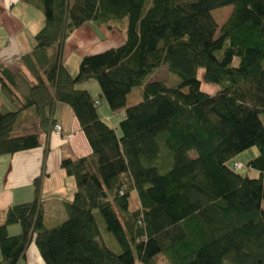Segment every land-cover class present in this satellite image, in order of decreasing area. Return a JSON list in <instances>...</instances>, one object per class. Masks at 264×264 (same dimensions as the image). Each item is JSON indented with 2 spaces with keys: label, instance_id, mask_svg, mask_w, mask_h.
<instances>
[{
  "label": "trees",
  "instance_id": "obj_1",
  "mask_svg": "<svg viewBox=\"0 0 264 264\" xmlns=\"http://www.w3.org/2000/svg\"><path fill=\"white\" fill-rule=\"evenodd\" d=\"M20 1L43 22L20 59L31 79L0 65V91L16 109L0 107V156L40 147L60 126L56 103L71 109L89 154L60 163L75 182L70 200L43 198L37 177L31 201L2 210L0 264H19L31 243L44 264H264V0ZM226 7L219 25L212 12ZM87 23L123 43L83 56L71 74L63 48ZM161 67L177 87L150 81ZM201 69L215 94L201 90ZM93 80L98 99L77 88ZM137 87L143 99L127 107ZM102 101L122 113L115 128ZM252 147L246 167L258 178L228 164ZM51 201L67 217L49 227Z\"/></svg>",
  "mask_w": 264,
  "mask_h": 264
},
{
  "label": "crops",
  "instance_id": "obj_2",
  "mask_svg": "<svg viewBox=\"0 0 264 264\" xmlns=\"http://www.w3.org/2000/svg\"><path fill=\"white\" fill-rule=\"evenodd\" d=\"M37 11L20 0H0V65H7L13 72L21 73L30 79L31 76L25 66L20 64V59L32 52L34 36L42 26V20ZM223 15H226V19L229 16L228 13ZM225 20L223 21L225 22ZM72 37L78 40L75 41L76 44L73 46L75 48L72 50L76 53L71 62L73 67L65 65L67 59L64 64L71 74L77 73L80 59L83 56L94 55L118 47L123 43V38L118 33L108 32L92 23H87L76 29L67 41H70ZM109 39L112 40L111 43L105 44ZM65 47L66 43L63 53ZM70 52L71 49L68 52V59L72 55ZM79 88L95 97L99 94V89L91 82L85 83ZM2 106L4 107V105ZM100 112L101 118L105 122L106 120L108 123L110 122L114 128L122 119V113L118 117H114L106 104L101 103ZM51 117L55 123L60 124L62 128L60 135H56L52 128L48 131L46 138H41L40 147L14 155L0 156V163L4 164L2 179L5 181L3 185H0V221L2 220V210L6 207L33 198V184L37 177H40L41 193L44 192L43 186H55L58 189V186H63V184H58L55 180L50 185H45V183L53 179L55 175L60 177L63 174L66 175L60 168L61 161L89 154L85 138L67 105L56 103L51 111ZM45 179L48 180L45 181ZM64 186L67 185L64 184ZM68 186L74 193L75 182L69 180ZM62 192L63 190L60 191V197H62ZM50 196L52 195L48 197ZM15 225L17 224L8 226L9 235L14 236L20 232L19 226ZM19 264H44L33 243L28 246L25 257Z\"/></svg>",
  "mask_w": 264,
  "mask_h": 264
},
{
  "label": "rangeland",
  "instance_id": "obj_3",
  "mask_svg": "<svg viewBox=\"0 0 264 264\" xmlns=\"http://www.w3.org/2000/svg\"><path fill=\"white\" fill-rule=\"evenodd\" d=\"M232 10V7H226V8H223V9H219V10H215L212 12V15L214 17V19L216 20V22L220 25L221 23H223L226 19V15H223V14H226L231 12ZM42 22H43V14L41 11H37ZM75 41H78L77 38H74L72 37L70 39V41H67L66 42V47H65V50H64V53H63V63L65 64V60L67 59V62L65 65H67V67H70L72 64V60H74L73 58H75L76 56V53L75 51H72L75 47H73L76 42ZM111 39H109L107 42H105V44H109L111 43ZM69 49H71V56L69 57V59L67 58L68 56V52H69ZM69 53V54H70ZM79 56V55H78ZM237 61L234 62V65H237ZM21 65H24L22 62H20ZM77 65V64H76ZM74 66H75V62H74ZM73 67V66H71ZM198 78L201 82V90L207 94H210V95H213L217 92V86L213 85V84H210V83H207L205 80H204V71L201 69L198 71ZM150 81H164L167 83L168 86L170 87H177L178 84L180 83V80L179 78L170 73L168 71V69L166 67H161L159 68L155 74L152 76V78L150 79ZM32 82H35L34 80H32ZM91 84H93L94 86H96V88L99 89V92H100V87L97 83V81L93 80V81H90ZM85 85V83H82V84H79L77 85V88L80 89L79 87ZM83 90V89H81ZM101 94V93H100ZM95 99H98L97 97H95ZM104 99V98H103ZM143 99L142 97V88L140 87H137V88H134L131 93L128 95L127 97V107H130V106H133V105H136L138 104L139 102H141ZM8 97L6 96V94L2 93V91H0V107H3L2 105H4L3 108H1L2 110L6 109V110H10V111H15V107L12 103H9L8 101ZM102 104H106L105 101H102ZM108 108V107H107ZM100 110V108H99ZM98 110V111H99ZM100 115H101V112L99 111ZM110 115V114H109ZM112 115L115 117V116H119L120 114L119 113H112ZM27 116V115H25ZM25 116H22L21 117V120L20 121H23L25 119ZM107 122V120H106ZM107 124H110V122ZM21 125H23L25 128L29 127L30 126V122L27 123L26 121H24ZM116 125V124H115ZM44 138V137H43ZM258 154V150L256 147H252L250 149H248L247 151L237 155L235 158H233L228 164L232 166L233 163L235 162H240L241 165H242V168L239 169V170H235L236 172H238L239 174L245 176V175H248L250 178H258V172L255 171V170H252V169H248L246 167V163L256 157ZM4 164L3 162L0 163V185H3L5 183L3 176H4ZM48 179H45V181H47ZM57 181L58 184L61 183L63 184V186H58V190L57 187L55 186H43V189H44V192H42V197H48L49 195H52V196H55V195H60V191L63 190L61 196L66 198V199H71L72 196H73V193L71 192V188L70 186H68V183H69V180L70 182H74V179L72 177H68L66 175H62L61 177L59 175H55L53 179H51L50 181H47L45 183V185H50L51 182H54ZM64 184H66L67 186H64ZM74 190H75V186H73ZM57 190V191H56ZM73 190V191H74ZM55 199V198H53ZM32 198L29 200L31 201ZM29 201H25V202H29ZM25 202H22V203H25ZM21 203V202H20ZM48 208L46 209L47 211V214H46V224L47 226L49 227H52L54 225H57L61 222H63L65 219H66V212L65 210L63 209V207L61 205H59L56 201H51L49 204H48ZM138 206V200H137V196L135 193H133L130 197V209L133 210L135 208H137ZM262 208L264 209V200L262 202ZM15 226H18V225H15ZM224 264H231L230 261L228 259H226L224 261Z\"/></svg>",
  "mask_w": 264,
  "mask_h": 264
},
{
  "label": "built area",
  "instance_id": "obj_4",
  "mask_svg": "<svg viewBox=\"0 0 264 264\" xmlns=\"http://www.w3.org/2000/svg\"><path fill=\"white\" fill-rule=\"evenodd\" d=\"M54 133L56 135H59L61 133V127L59 125H56L54 127ZM234 166H235V168H239L240 167V164H235Z\"/></svg>",
  "mask_w": 264,
  "mask_h": 264
}]
</instances>
